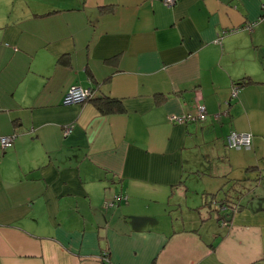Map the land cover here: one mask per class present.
Listing matches in <instances>:
<instances>
[{
    "label": "crops",
    "instance_id": "1",
    "mask_svg": "<svg viewBox=\"0 0 264 264\" xmlns=\"http://www.w3.org/2000/svg\"><path fill=\"white\" fill-rule=\"evenodd\" d=\"M263 3L0 0V264H264Z\"/></svg>",
    "mask_w": 264,
    "mask_h": 264
},
{
    "label": "built area",
    "instance_id": "2",
    "mask_svg": "<svg viewBox=\"0 0 264 264\" xmlns=\"http://www.w3.org/2000/svg\"><path fill=\"white\" fill-rule=\"evenodd\" d=\"M264 8V3L262 5ZM249 26V25H248ZM239 27L232 29L233 31L238 30ZM228 32V30H225ZM239 85L234 84L232 86L231 96L230 98H235L239 93ZM92 92L88 88H84L79 84L72 85L68 91L64 94L63 103H78L84 101L86 98L90 97ZM222 114L218 113L216 116L219 118ZM207 117V108L204 104H198L196 108V112L192 114H181V115H173L171 119L176 120L177 122L185 123L191 121H201L205 120ZM72 126L68 125L64 127L65 134L71 131ZM14 137L12 135L0 136V146L6 148L12 144ZM253 141V134L247 131H238V130H230L226 136V142L229 147H249L251 146ZM121 199H127L126 195L123 194H115L111 199H107L104 201V206L107 208L116 206ZM225 208V206H223ZM223 223L226 224L227 221L223 220Z\"/></svg>",
    "mask_w": 264,
    "mask_h": 264
},
{
    "label": "trees",
    "instance_id": "3",
    "mask_svg": "<svg viewBox=\"0 0 264 264\" xmlns=\"http://www.w3.org/2000/svg\"><path fill=\"white\" fill-rule=\"evenodd\" d=\"M92 96V95H91ZM90 96V97H91ZM93 97H95V96H93ZM96 100V103H97V105H98V107H100V108H102L103 109V111L104 112H111L112 110H119L120 108H119V105H116L115 103H117L118 102V100H116V99H113V98H111V97H106V98H97V99H95ZM13 142H14V139H13V141H12V144H13ZM11 144V145H12ZM10 145V146H11ZM10 146H8V147H10ZM7 148V147H6ZM223 207V206H222ZM226 208V207H225ZM225 210V209H224ZM223 210V211H224Z\"/></svg>",
    "mask_w": 264,
    "mask_h": 264
},
{
    "label": "water",
    "instance_id": "4",
    "mask_svg": "<svg viewBox=\"0 0 264 264\" xmlns=\"http://www.w3.org/2000/svg\"><path fill=\"white\" fill-rule=\"evenodd\" d=\"M227 214H229V215H230L231 213H230V212H227Z\"/></svg>",
    "mask_w": 264,
    "mask_h": 264
},
{
    "label": "clouds",
    "instance_id": "5",
    "mask_svg": "<svg viewBox=\"0 0 264 264\" xmlns=\"http://www.w3.org/2000/svg\"><path fill=\"white\" fill-rule=\"evenodd\" d=\"M226 207V206H225Z\"/></svg>",
    "mask_w": 264,
    "mask_h": 264
}]
</instances>
